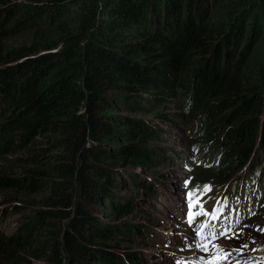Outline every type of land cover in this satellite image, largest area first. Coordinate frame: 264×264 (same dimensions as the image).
Returning <instances> with one entry per match:
<instances>
[{"label": "trees", "instance_id": "1", "mask_svg": "<svg viewBox=\"0 0 264 264\" xmlns=\"http://www.w3.org/2000/svg\"><path fill=\"white\" fill-rule=\"evenodd\" d=\"M21 25L41 28L5 43ZM261 26L264 0H0V158L27 150L12 161L17 174L1 170L0 190L30 205L11 234L0 232V264L139 263L116 241L142 233L123 219L133 202L115 200L111 185L120 166L180 155L145 145L158 130L150 122L107 112L118 101L140 107L141 90L152 88L156 104L177 98L193 140L209 148L198 173L224 179L250 163L248 176L260 163L264 179V57L251 52Z\"/></svg>", "mask_w": 264, "mask_h": 264}, {"label": "rangeland", "instance_id": "2", "mask_svg": "<svg viewBox=\"0 0 264 264\" xmlns=\"http://www.w3.org/2000/svg\"><path fill=\"white\" fill-rule=\"evenodd\" d=\"M70 11L67 13L62 11L60 14H63L62 16L68 20L69 28H75L77 26V19L72 20L70 18L74 14L70 13ZM222 14L223 12L220 11L219 16ZM47 21L49 20H45V23ZM248 24V22L245 23L247 27L244 29L243 38L241 37L243 42L246 40ZM25 27L24 25L19 26L9 38L4 40L5 43L17 44L19 42H28L35 31L41 28L28 29ZM261 27L257 36L254 37V45L251 51H255L253 54L256 55L257 59L264 57V26ZM53 30V27L47 29L49 33H53ZM235 50L237 51V49ZM153 91L152 88L140 91V95L144 99L143 101H139L140 107L130 108L118 101V105L116 104L115 108H109L107 112H112L121 120L125 117H130L150 122L154 125V129L158 130L155 136L153 135L147 141H144L145 145L153 147V150L155 146H158L160 149L156 150L159 153L158 156L162 155L160 152L170 154L172 151H178L180 155L177 159L173 157L172 159L168 156L153 157V161L150 163H137L134 166H127L125 168L118 167L121 178L111 185L112 192L114 193V197L117 196L115 200L125 201L128 199L129 202H133L132 211L125 214L123 219L128 220L132 224H138L142 233L120 234L121 239L116 241L120 244V247L126 248L128 251H137L138 264H200V258L205 256L206 253L204 254L201 249L194 246L193 239L196 236V224L201 223V216L196 217L191 226L188 224L186 193L189 188L196 185H210L212 190L203 199L204 208L207 210L211 209L217 200L219 201V199L223 198L228 188L238 184L239 196L245 202L251 203L253 201V213L255 210L258 213L254 215L252 213L235 229V231L239 232L243 228V233L239 238L229 239L219 237L215 243L225 251L232 252L230 258L237 256L243 258H246V256H248L247 258L255 257L256 259L253 264H256L260 260L259 264H264V231H262V228H264V199L263 201L259 199L256 206L255 192L251 188V184L255 180L253 182L251 180L249 183V194H247L245 188L242 190L246 186L245 182L241 181L243 177L241 169L243 166L224 179H220L216 174L203 176L198 173V168H206L198 167V164H201L198 163V159L206 158L205 152L209 148L204 149L193 140L195 134L189 129V124L187 125L186 120L183 119V111L180 108V103L176 100L177 98L170 99L165 103L156 104L152 99L154 97ZM161 110L167 113L168 116H166V120L160 122L155 119L156 116L153 113ZM1 118L2 110L0 111V120ZM116 138L121 142L131 141V137L116 135ZM103 144L109 147L114 146L113 143L108 141H104ZM13 150L6 157L0 158V172L2 169H5L6 171L3 172L11 175L17 174L21 170V167H16L13 162L18 163L17 157L25 156L27 150ZM255 166L256 164L253 167ZM138 173H140L139 178L133 179L134 175ZM144 178H147L152 183L151 185L156 187L154 194H147L141 189V182L139 183V181ZM263 182L264 179L261 177L260 183ZM75 191L77 198V186ZM20 194L19 191L15 190H0V232L2 231L3 234H11L19 222L26 220L28 217L30 205L22 202L24 199L19 197ZM11 197L20 200L19 203L24 204L21 209L17 210L14 208L12 204L18 201L13 199L10 202L9 199H12ZM238 207L241 208L242 206L239 205ZM96 209L104 221H107V204L97 203ZM244 225H247V227H244ZM261 225L262 228L260 227ZM243 245H247V247L245 248ZM234 249H242L243 252H233ZM252 260H249L248 264ZM135 263L136 260L133 262L127 260V264ZM35 264H42V262L36 260Z\"/></svg>", "mask_w": 264, "mask_h": 264}, {"label": "snow or ice", "instance_id": "3", "mask_svg": "<svg viewBox=\"0 0 264 264\" xmlns=\"http://www.w3.org/2000/svg\"><path fill=\"white\" fill-rule=\"evenodd\" d=\"M210 185H196L194 187L189 188L186 193L187 205H188V213L187 220L188 224L191 226L198 216H204L210 218L207 223L201 222L197 224L195 228L196 233V247L201 249L205 256L200 258V264H232L230 257L232 256V252L225 251L222 247L217 245L215 241L219 237L225 238H239L243 233V228L240 229L239 232L234 230L233 226H229L226 230L220 231L217 235V232L214 229L213 221H217L223 216L226 202H224V206H220L221 202H217V206H214V209L211 213H209L204 208L203 199L204 196L211 191ZM255 213H253L254 215ZM237 224L240 223L239 220L236 221ZM247 227V225H244ZM243 247H247V245H243ZM241 250H233V252H237Z\"/></svg>", "mask_w": 264, "mask_h": 264}, {"label": "bare ground", "instance_id": "4", "mask_svg": "<svg viewBox=\"0 0 264 264\" xmlns=\"http://www.w3.org/2000/svg\"><path fill=\"white\" fill-rule=\"evenodd\" d=\"M238 190H239V187H237L236 190H235V193H236V194L239 193ZM217 202H218V201H217ZM217 202H215V203H217Z\"/></svg>", "mask_w": 264, "mask_h": 264}]
</instances>
